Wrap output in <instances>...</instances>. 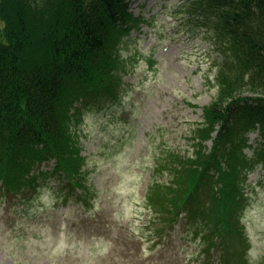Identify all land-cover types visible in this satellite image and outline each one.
<instances>
[{"label": "trees", "instance_id": "obj_1", "mask_svg": "<svg viewBox=\"0 0 264 264\" xmlns=\"http://www.w3.org/2000/svg\"><path fill=\"white\" fill-rule=\"evenodd\" d=\"M176 12L217 56L207 78L217 95L187 152L163 151L154 166L146 198L160 229L151 234L163 242L183 224L184 238L202 244L203 264L215 248L217 264H247L245 187L264 167V0H181ZM142 22L129 0H0V186L10 197L27 199L51 177L65 183L64 200L92 196L80 106L119 99L121 52ZM51 160V172L42 171Z\"/></svg>", "mask_w": 264, "mask_h": 264}, {"label": "rangeland", "instance_id": "obj_2", "mask_svg": "<svg viewBox=\"0 0 264 264\" xmlns=\"http://www.w3.org/2000/svg\"><path fill=\"white\" fill-rule=\"evenodd\" d=\"M180 2L129 0L143 22L121 52L124 89L108 105L80 106L77 131L92 196L83 203L64 200L65 183L53 177L41 180L27 199H14L0 186V264H203L202 244L184 238L183 224L170 228L163 242L151 234L160 228L150 223L154 211L146 198L162 152H187L194 125L217 95L207 79L213 80L217 56L202 35L182 26ZM259 143L257 130L245 153L253 155ZM54 166L51 160L41 170ZM245 188L248 205L240 224L247 264H262V164ZM216 250L209 264L218 263Z\"/></svg>", "mask_w": 264, "mask_h": 264}]
</instances>
